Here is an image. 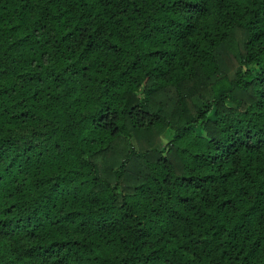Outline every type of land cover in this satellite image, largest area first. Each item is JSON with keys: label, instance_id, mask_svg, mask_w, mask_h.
Returning <instances> with one entry per match:
<instances>
[{"label": "trees", "instance_id": "obj_1", "mask_svg": "<svg viewBox=\"0 0 264 264\" xmlns=\"http://www.w3.org/2000/svg\"><path fill=\"white\" fill-rule=\"evenodd\" d=\"M0 264H264V0H0Z\"/></svg>", "mask_w": 264, "mask_h": 264}, {"label": "rangeland", "instance_id": "obj_2", "mask_svg": "<svg viewBox=\"0 0 264 264\" xmlns=\"http://www.w3.org/2000/svg\"><path fill=\"white\" fill-rule=\"evenodd\" d=\"M195 132H198L197 129H195ZM160 138H161V140L164 141V142L168 139V137H167L166 134H161Z\"/></svg>", "mask_w": 264, "mask_h": 264}]
</instances>
